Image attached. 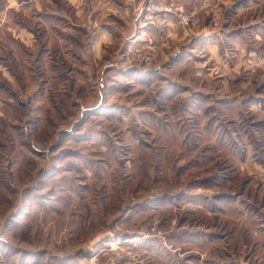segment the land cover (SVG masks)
<instances>
[{
	"label": "rangeland",
	"instance_id": "1",
	"mask_svg": "<svg viewBox=\"0 0 264 264\" xmlns=\"http://www.w3.org/2000/svg\"><path fill=\"white\" fill-rule=\"evenodd\" d=\"M170 3L198 18L187 34L200 29L196 12ZM105 4L0 0V264H95L85 243L109 229L125 234L135 223L122 215L135 197L164 190L227 195L224 205L237 201L264 224V114L245 103L232 116L228 103L209 118L202 87L156 102L159 86L103 70L108 53L95 62L92 42ZM165 18L161 26L170 25ZM175 20L172 36H184ZM130 45L126 64L155 66L131 61ZM233 93H214V104ZM175 176L180 185L171 188ZM156 224L144 232L162 236Z\"/></svg>",
	"mask_w": 264,
	"mask_h": 264
},
{
	"label": "crops",
	"instance_id": "2",
	"mask_svg": "<svg viewBox=\"0 0 264 264\" xmlns=\"http://www.w3.org/2000/svg\"><path fill=\"white\" fill-rule=\"evenodd\" d=\"M148 1L124 0L122 6L119 0H106L107 10L98 13L103 18H97L95 24L93 21L96 31L92 42L95 62L104 58L105 51L108 53L103 70L122 74L128 83L159 86L156 102L172 99L178 87L189 91L190 87H202L199 91L205 101L198 107L209 118L215 111L226 113L228 103H233L232 116L242 113L245 103L264 114V0H176L199 15L200 29L169 37L153 30L158 48L155 66L138 71L126 64V48L138 29L140 10ZM152 1L165 5L170 0ZM165 17L180 32L175 17ZM108 77L119 82L115 76ZM230 89L234 93L217 107L214 93L229 95ZM195 94L190 92L188 99ZM140 99L145 100L141 107H146L148 97L142 94ZM185 102L187 108L195 104ZM142 111L130 117L142 115ZM179 185L177 177L170 187ZM224 198L227 195L211 196L209 191L196 189L135 197L138 201L122 215L125 222L135 223L134 227L122 235L109 229L92 237L86 247L95 264H264V224L254 212L245 213L249 210L237 201L224 205ZM153 221L163 231L162 236L144 232L150 231L143 229L144 223ZM249 238L253 240L252 254L245 257ZM111 242H118L117 251L109 248Z\"/></svg>",
	"mask_w": 264,
	"mask_h": 264
},
{
	"label": "built area",
	"instance_id": "3",
	"mask_svg": "<svg viewBox=\"0 0 264 264\" xmlns=\"http://www.w3.org/2000/svg\"><path fill=\"white\" fill-rule=\"evenodd\" d=\"M144 9L145 10L142 11L138 23V31L128 50L130 53L128 58L131 59V61L139 62L142 65L149 67L155 63L158 54L153 30L159 32L164 31L167 36H172L175 32V29L169 24H166L167 26H161L159 24V18L164 21V19L161 18L165 17L167 14L176 17L179 25L184 29V36L188 35L187 29L196 28L199 21L196 16L185 13L182 6L176 3L158 5L150 0ZM136 45L140 47L139 49L134 50L133 47ZM154 230H156V227H154ZM117 243L118 242H111L110 249L117 250Z\"/></svg>",
	"mask_w": 264,
	"mask_h": 264
}]
</instances>
